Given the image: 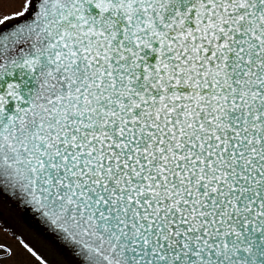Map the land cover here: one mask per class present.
<instances>
[{"label":"snow or ice","instance_id":"obj_1","mask_svg":"<svg viewBox=\"0 0 264 264\" xmlns=\"http://www.w3.org/2000/svg\"><path fill=\"white\" fill-rule=\"evenodd\" d=\"M0 264H264V0H0Z\"/></svg>","mask_w":264,"mask_h":264},{"label":"rangeland","instance_id":"obj_2","mask_svg":"<svg viewBox=\"0 0 264 264\" xmlns=\"http://www.w3.org/2000/svg\"><path fill=\"white\" fill-rule=\"evenodd\" d=\"M0 242L9 243V244H12L13 247H15V239L11 237L10 230H9L7 239H5L3 235H0Z\"/></svg>","mask_w":264,"mask_h":264}]
</instances>
